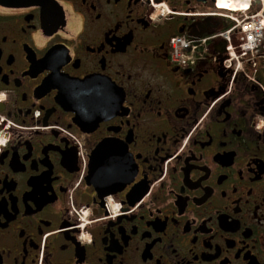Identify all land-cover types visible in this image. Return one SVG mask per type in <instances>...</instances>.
<instances>
[{"label":"flooded vegetation","instance_id":"obj_1","mask_svg":"<svg viewBox=\"0 0 264 264\" xmlns=\"http://www.w3.org/2000/svg\"><path fill=\"white\" fill-rule=\"evenodd\" d=\"M44 1L0 5V264H264V54L172 64L222 28L193 0Z\"/></svg>","mask_w":264,"mask_h":264},{"label":"built area","instance_id":"obj_2","mask_svg":"<svg viewBox=\"0 0 264 264\" xmlns=\"http://www.w3.org/2000/svg\"><path fill=\"white\" fill-rule=\"evenodd\" d=\"M235 23L230 29L223 31L219 36L228 43L227 54L233 66H226V69H233L235 73L240 67V60L248 58L259 52H264V0L263 7L252 14L240 11L237 16H229ZM206 40L195 44L191 51H188L189 42L183 38L172 40V60L178 64H184L188 53L197 50L204 45Z\"/></svg>","mask_w":264,"mask_h":264},{"label":"bare ground","instance_id":"obj_3","mask_svg":"<svg viewBox=\"0 0 264 264\" xmlns=\"http://www.w3.org/2000/svg\"><path fill=\"white\" fill-rule=\"evenodd\" d=\"M247 3L248 0H217L219 9H225L229 11L241 10V8H245L247 6ZM223 58L220 61L222 70H225L227 65H230V67L233 66V62L229 61L228 56Z\"/></svg>","mask_w":264,"mask_h":264},{"label":"water","instance_id":"obj_4","mask_svg":"<svg viewBox=\"0 0 264 264\" xmlns=\"http://www.w3.org/2000/svg\"><path fill=\"white\" fill-rule=\"evenodd\" d=\"M202 4H205L207 0H195ZM212 1V0H211ZM44 0H0V5L9 7H19V6H41L44 7Z\"/></svg>","mask_w":264,"mask_h":264},{"label":"rangeland","instance_id":"obj_5","mask_svg":"<svg viewBox=\"0 0 264 264\" xmlns=\"http://www.w3.org/2000/svg\"><path fill=\"white\" fill-rule=\"evenodd\" d=\"M255 12V11H254ZM189 42V47H188V51H191L192 50V48H193V46L196 44V42H190V41H188ZM200 48H198V50H199ZM223 60H224V58H223ZM221 63V62H220ZM181 67H183V66H181Z\"/></svg>","mask_w":264,"mask_h":264}]
</instances>
